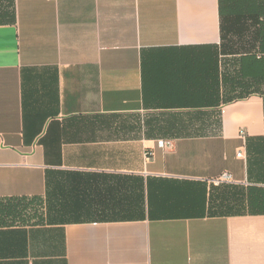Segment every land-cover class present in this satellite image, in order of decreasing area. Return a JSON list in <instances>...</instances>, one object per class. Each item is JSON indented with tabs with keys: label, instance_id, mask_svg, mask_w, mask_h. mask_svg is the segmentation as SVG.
I'll return each instance as SVG.
<instances>
[{
	"label": "crops",
	"instance_id": "obj_1",
	"mask_svg": "<svg viewBox=\"0 0 264 264\" xmlns=\"http://www.w3.org/2000/svg\"><path fill=\"white\" fill-rule=\"evenodd\" d=\"M0 200V264H264V0H0Z\"/></svg>",
	"mask_w": 264,
	"mask_h": 264
},
{
	"label": "trees",
	"instance_id": "obj_2",
	"mask_svg": "<svg viewBox=\"0 0 264 264\" xmlns=\"http://www.w3.org/2000/svg\"><path fill=\"white\" fill-rule=\"evenodd\" d=\"M243 97V96H241ZM23 202H13L11 200H0V224H7L10 216L14 217L23 211Z\"/></svg>",
	"mask_w": 264,
	"mask_h": 264
},
{
	"label": "built area",
	"instance_id": "obj_3",
	"mask_svg": "<svg viewBox=\"0 0 264 264\" xmlns=\"http://www.w3.org/2000/svg\"><path fill=\"white\" fill-rule=\"evenodd\" d=\"M158 144L161 147H166V148H171L173 147L174 143L171 140H160L158 142ZM239 155L241 156L242 153H239ZM232 180V175L230 173H224L222 174V176L220 178H218L217 180H215L216 183H221V182H225V181H231Z\"/></svg>",
	"mask_w": 264,
	"mask_h": 264
},
{
	"label": "rangeland",
	"instance_id": "obj_4",
	"mask_svg": "<svg viewBox=\"0 0 264 264\" xmlns=\"http://www.w3.org/2000/svg\"><path fill=\"white\" fill-rule=\"evenodd\" d=\"M221 183H222V182H221ZM221 183H217V184H221ZM30 205H31V204L26 203V202H24V203L22 204V206H23L24 208L27 207L28 210H29ZM37 205H38V206H36V209H37V208H40V204H37ZM32 208H34V207H32ZM25 212H26V214H27L28 211L25 209ZM37 212H40V210H36L35 214H36ZM22 214H24V212H23ZM18 219H19V218H18ZM13 220H14V219H13Z\"/></svg>",
	"mask_w": 264,
	"mask_h": 264
}]
</instances>
